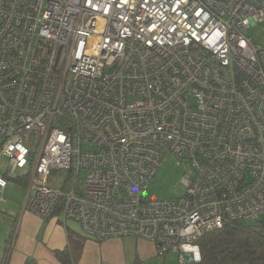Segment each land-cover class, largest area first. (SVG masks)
<instances>
[{
  "label": "built area",
  "instance_id": "built-area-1",
  "mask_svg": "<svg viewBox=\"0 0 264 264\" xmlns=\"http://www.w3.org/2000/svg\"><path fill=\"white\" fill-rule=\"evenodd\" d=\"M263 21L264 0H0V158L27 171L22 211L179 264L224 222L259 220L264 49L244 31ZM166 160L184 194L148 201Z\"/></svg>",
  "mask_w": 264,
  "mask_h": 264
},
{
  "label": "crops",
  "instance_id": "crops-1",
  "mask_svg": "<svg viewBox=\"0 0 264 264\" xmlns=\"http://www.w3.org/2000/svg\"><path fill=\"white\" fill-rule=\"evenodd\" d=\"M3 202L4 199L0 203ZM13 222L15 230L1 249L0 264H60L54 251L66 247V229L71 230L68 221L41 219L21 209ZM79 235L84 237L82 231ZM156 258L159 257L154 245L141 239L125 237L103 242L86 239L78 264H140Z\"/></svg>",
  "mask_w": 264,
  "mask_h": 264
},
{
  "label": "rangeland",
  "instance_id": "rangeland-1",
  "mask_svg": "<svg viewBox=\"0 0 264 264\" xmlns=\"http://www.w3.org/2000/svg\"><path fill=\"white\" fill-rule=\"evenodd\" d=\"M244 36L249 38L255 45L264 49V21L250 26L244 31ZM11 165L7 158H0V176L9 180V184L4 191V202L0 203V254L1 249L7 244L10 235L14 232L15 216L21 212L27 195V171L10 172ZM185 169L178 167L175 160H166L158 168L155 176L147 185L146 200L160 201L180 197L184 194L181 184L185 177ZM66 172L62 170L52 171L47 180L48 187L59 188L66 179ZM83 176L79 178L82 180ZM74 179H69V184H73ZM262 219V217H261ZM68 226L74 232L81 234L79 224L68 221ZM140 264H179L178 256L169 253L164 257L156 258L153 261H146Z\"/></svg>",
  "mask_w": 264,
  "mask_h": 264
},
{
  "label": "trees",
  "instance_id": "trees-1",
  "mask_svg": "<svg viewBox=\"0 0 264 264\" xmlns=\"http://www.w3.org/2000/svg\"><path fill=\"white\" fill-rule=\"evenodd\" d=\"M66 234V247L54 251V256L60 264H78L86 239L68 228ZM197 244L200 261L183 264H264V220L226 221L220 229L203 235Z\"/></svg>",
  "mask_w": 264,
  "mask_h": 264
}]
</instances>
